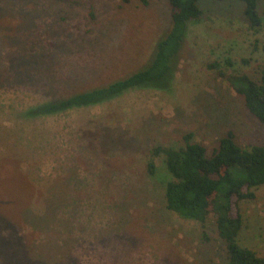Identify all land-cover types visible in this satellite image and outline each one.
Here are the masks:
<instances>
[{
	"label": "rangeland",
	"instance_id": "rangeland-1",
	"mask_svg": "<svg viewBox=\"0 0 264 264\" xmlns=\"http://www.w3.org/2000/svg\"><path fill=\"white\" fill-rule=\"evenodd\" d=\"M145 1L0 0V264H226L213 214L166 208L171 176L152 150L192 133L210 153L228 130L264 142L228 80L264 65V22L250 27L242 1L199 0L163 79L41 108L149 64L172 20L167 0ZM240 209V244L264 254V184Z\"/></svg>",
	"mask_w": 264,
	"mask_h": 264
},
{
	"label": "trees",
	"instance_id": "trees-1",
	"mask_svg": "<svg viewBox=\"0 0 264 264\" xmlns=\"http://www.w3.org/2000/svg\"><path fill=\"white\" fill-rule=\"evenodd\" d=\"M167 1L172 25L156 42L149 64L124 78L59 98L41 108L48 113L61 112L98 103L127 89L163 79L182 45L188 22L203 14L199 0ZM239 1L243 2L242 12L249 26L260 27L264 22V8L261 12L257 9L260 0ZM228 80L243 97L245 109L264 126V65L257 79L242 73L229 75ZM183 140L184 145L180 147L156 146L152 150L153 155L163 154L171 176L164 191L166 208L201 223L213 214L218 235L225 243L226 264H264V254L241 245L238 240L243 227L240 202L253 199L256 188L264 184V142L243 147L235 141L234 132L228 130L209 153L206 146L193 140L192 133L185 134ZM154 172L151 160L148 173ZM240 172H244L243 176Z\"/></svg>",
	"mask_w": 264,
	"mask_h": 264
}]
</instances>
